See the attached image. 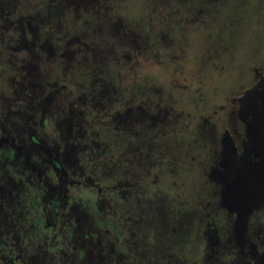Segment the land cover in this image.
<instances>
[{
    "label": "flooded vegetation",
    "instance_id": "1",
    "mask_svg": "<svg viewBox=\"0 0 264 264\" xmlns=\"http://www.w3.org/2000/svg\"><path fill=\"white\" fill-rule=\"evenodd\" d=\"M130 2L0 0V264H264V78L235 126L209 124V212L170 222L146 179L171 106L86 64L90 79L70 81L105 57L134 74L123 60L145 36L127 31ZM138 117L152 129L139 140Z\"/></svg>",
    "mask_w": 264,
    "mask_h": 264
},
{
    "label": "rangeland",
    "instance_id": "2",
    "mask_svg": "<svg viewBox=\"0 0 264 264\" xmlns=\"http://www.w3.org/2000/svg\"><path fill=\"white\" fill-rule=\"evenodd\" d=\"M127 1L121 10L140 25L128 33L145 36L140 53L123 60L134 74L121 80L105 57L76 67L69 79L74 85L90 79L86 64L91 76L134 86L141 99L160 95L161 106L171 108L152 153L151 164L159 155L160 166L149 168L146 180L153 192L161 189L167 221L185 211L207 213L214 198L207 172L217 146L209 124L235 126L240 97L264 78V0H162L163 7ZM149 125L138 117L130 128L139 140Z\"/></svg>",
    "mask_w": 264,
    "mask_h": 264
},
{
    "label": "water",
    "instance_id": "3",
    "mask_svg": "<svg viewBox=\"0 0 264 264\" xmlns=\"http://www.w3.org/2000/svg\"><path fill=\"white\" fill-rule=\"evenodd\" d=\"M253 99L255 100V95ZM248 116H249V120H250L252 128H255V103L254 102L251 103V108L249 110Z\"/></svg>",
    "mask_w": 264,
    "mask_h": 264
}]
</instances>
